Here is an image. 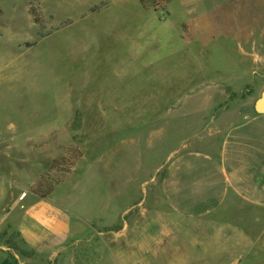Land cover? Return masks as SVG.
<instances>
[{
	"label": "rangeland",
	"instance_id": "374dc122",
	"mask_svg": "<svg viewBox=\"0 0 264 264\" xmlns=\"http://www.w3.org/2000/svg\"><path fill=\"white\" fill-rule=\"evenodd\" d=\"M263 91L264 0H0V264H224L180 245L162 175ZM36 189L70 220L57 254L16 228Z\"/></svg>",
	"mask_w": 264,
	"mask_h": 264
},
{
	"label": "crops",
	"instance_id": "0c3cea01",
	"mask_svg": "<svg viewBox=\"0 0 264 264\" xmlns=\"http://www.w3.org/2000/svg\"><path fill=\"white\" fill-rule=\"evenodd\" d=\"M161 192L182 230L188 228L183 249H210L214 261L224 264H264V113L230 126L214 153L174 156ZM16 228L31 249L53 254L68 238L70 220L49 199L36 198ZM180 245L174 246L177 251ZM186 250L180 251L188 257ZM199 261L210 264L206 257Z\"/></svg>",
	"mask_w": 264,
	"mask_h": 264
},
{
	"label": "trees",
	"instance_id": "16d2710c",
	"mask_svg": "<svg viewBox=\"0 0 264 264\" xmlns=\"http://www.w3.org/2000/svg\"><path fill=\"white\" fill-rule=\"evenodd\" d=\"M30 13H31V15L34 18L35 23H39V20L37 18L36 12L33 11V10H30ZM51 192H52L51 189H49L45 193H41V190L40 189H36V190L33 191V194L36 195V196H38V198H40V199H47V197L51 194Z\"/></svg>",
	"mask_w": 264,
	"mask_h": 264
},
{
	"label": "water",
	"instance_id": "95a60500",
	"mask_svg": "<svg viewBox=\"0 0 264 264\" xmlns=\"http://www.w3.org/2000/svg\"><path fill=\"white\" fill-rule=\"evenodd\" d=\"M254 109L256 113H264V91L261 93L260 98L256 101Z\"/></svg>",
	"mask_w": 264,
	"mask_h": 264
}]
</instances>
